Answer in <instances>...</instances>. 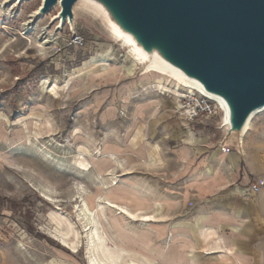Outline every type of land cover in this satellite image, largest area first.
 Returning a JSON list of instances; mask_svg holds the SVG:
<instances>
[{
    "label": "rangeland",
    "instance_id": "obj_1",
    "mask_svg": "<svg viewBox=\"0 0 264 264\" xmlns=\"http://www.w3.org/2000/svg\"><path fill=\"white\" fill-rule=\"evenodd\" d=\"M43 2L0 0V264H91L84 225L95 221V259L105 250L118 256L110 264H194L186 256L192 240L177 229L216 219L215 179L166 131L185 122L227 153L245 150L241 169L262 164L264 190V112L241 146L226 138L218 103L212 117L190 120L191 91L170 74L145 71L103 13L80 3L72 29L56 20L59 6L35 18ZM155 119L161 126L150 133ZM142 126L143 148L132 149ZM151 144L164 149L163 162L152 165L160 157ZM107 199L134 217L109 211ZM204 232L208 248L218 239Z\"/></svg>",
    "mask_w": 264,
    "mask_h": 264
},
{
    "label": "water",
    "instance_id": "obj_2",
    "mask_svg": "<svg viewBox=\"0 0 264 264\" xmlns=\"http://www.w3.org/2000/svg\"><path fill=\"white\" fill-rule=\"evenodd\" d=\"M78 3L221 98L227 139L264 108V0H44L39 15L60 5L63 25Z\"/></svg>",
    "mask_w": 264,
    "mask_h": 264
},
{
    "label": "crops",
    "instance_id": "obj_3",
    "mask_svg": "<svg viewBox=\"0 0 264 264\" xmlns=\"http://www.w3.org/2000/svg\"><path fill=\"white\" fill-rule=\"evenodd\" d=\"M185 122L166 131L173 142L183 143L189 153H195L194 163L198 171L213 176L215 186L212 195L217 198V216L213 221L196 220L178 227L177 231L188 235L192 246L187 255L194 264H264V190L262 189V164L251 166L250 173L241 169V152H229L210 135L194 133L185 128ZM158 119L149 123L148 131L159 127ZM143 140L132 149H142L146 127L142 126ZM158 149L160 161L165 158L164 149ZM146 151L147 159L150 152ZM204 229L213 230L217 242L207 246Z\"/></svg>",
    "mask_w": 264,
    "mask_h": 264
},
{
    "label": "bare ground",
    "instance_id": "obj_4",
    "mask_svg": "<svg viewBox=\"0 0 264 264\" xmlns=\"http://www.w3.org/2000/svg\"><path fill=\"white\" fill-rule=\"evenodd\" d=\"M9 1L12 4H21L22 2L29 1V0H9ZM79 4L80 3H78L77 5H79ZM58 6L60 7V5H58ZM93 7H95L99 11H100V9L103 10V7L101 5L96 4V3L93 4ZM42 16H44V15H42ZM42 16L39 15V11L35 14V18H40ZM56 20H58L60 22V18L59 17H57ZM75 21H76V13L74 11V20L73 21H70L69 19H67V21H66L65 24L68 23L71 26V28L74 29L75 28ZM109 25H110L111 33L114 36V38H116L117 40L123 42L125 46L130 47V52H131L132 55H134L136 57V61L139 62L141 65L142 64L145 65V71H147V69L149 71L159 70L160 72H164L166 74H170L173 78H175L178 82L184 84V86L191 91V92H189V94H191L193 91H197L200 94H202L203 96H205L206 98H208V99H210V100L218 103L222 107V110L225 113L224 121L228 123L227 106H226L225 102L221 98H219L217 96H214L212 94L207 93L204 90L203 86L200 83H198V82H196L194 80L189 79L181 71H179L178 69L174 68L169 63H167L164 59H162L157 53H154L152 55H149L148 53H146L143 50L142 47H140L139 45H137V43L134 40V38L131 35L125 33L118 25H116V24H114V25L113 24H109ZM59 29L60 28H58V30ZM47 42L48 41H46V43ZM42 43H44V42H42ZM178 87H179V85H176L175 86L176 89ZM53 92H54V90H53ZM177 92H178V90H177ZM263 112H264V108L263 109H260V110H258L256 112H254L251 115L250 119L248 120V122H247L246 126L244 127L242 133L240 135L233 134V135L230 136V138L231 139H234L239 145L243 146V139H244L245 135L248 133V131L251 129V125H252V121H253L254 117L256 115H258V114L263 113ZM240 152L243 155H246V151L245 150H240ZM112 180H113V182L116 181V179L114 178V176L112 177ZM108 197H112V193L108 194ZM112 199H113V197H112ZM106 203H107V206H108L107 209L109 211H111V212H113L114 209L117 210L119 208L121 210H124L125 213H129V214L132 215V213L130 212V210L127 207L117 205V203L115 201H113V200L110 201L109 199H107L106 200ZM100 209H101V207H100ZM105 209L106 208L103 207L101 210L105 211ZM143 221H146V219H144ZM92 226H93L92 228H89L88 225H86V224L84 225V228H85L86 234H87V238L89 240V251H90V254H91L90 263L91 264H110V263L116 262L118 256L117 257H113V256H111L109 254L107 255V254H105V250L103 251L104 252V255H105V258L104 259H102L103 257L101 259H95V258H93V256H92L93 251L92 250H93V246H95V244H96L95 240L98 239L101 242L102 241L101 240L102 238H101V236L99 234V229L97 227V221H95ZM100 257H101V255H100ZM150 263L151 264H158L155 261H150ZM127 264H139V263H137L134 260H131Z\"/></svg>",
    "mask_w": 264,
    "mask_h": 264
},
{
    "label": "built area",
    "instance_id": "obj_5",
    "mask_svg": "<svg viewBox=\"0 0 264 264\" xmlns=\"http://www.w3.org/2000/svg\"><path fill=\"white\" fill-rule=\"evenodd\" d=\"M73 43L77 47L84 45V38L75 37ZM185 109L188 118L192 121H200L212 117L216 113V102L206 98L197 91L184 97Z\"/></svg>",
    "mask_w": 264,
    "mask_h": 264
}]
</instances>
